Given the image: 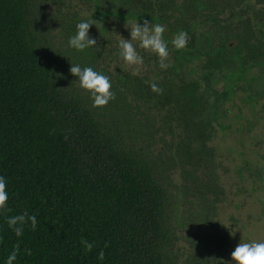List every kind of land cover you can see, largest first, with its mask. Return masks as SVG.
<instances>
[{
    "label": "trees",
    "instance_id": "trees-1",
    "mask_svg": "<svg viewBox=\"0 0 264 264\" xmlns=\"http://www.w3.org/2000/svg\"><path fill=\"white\" fill-rule=\"evenodd\" d=\"M139 2L103 0L104 12L126 9L141 17ZM33 9V0H0V175L8 180L9 215L26 210L38 222L36 231L25 226L18 238L0 215V264L16 243L21 251L14 264H173L170 197L156 160L127 143L119 118L102 119L98 108L66 88L57 58L37 33ZM168 26L172 34L188 33L187 24ZM72 52L93 68L91 48ZM119 83L123 89L112 85L116 110L122 104L125 114L127 96L167 109L185 134L174 146L180 162L208 156L212 106L196 83L173 71L159 81L127 75ZM81 237L95 243L91 252ZM225 237L204 243L188 264H225Z\"/></svg>",
    "mask_w": 264,
    "mask_h": 264
},
{
    "label": "rangeland",
    "instance_id": "rangeland-1",
    "mask_svg": "<svg viewBox=\"0 0 264 264\" xmlns=\"http://www.w3.org/2000/svg\"><path fill=\"white\" fill-rule=\"evenodd\" d=\"M33 4L34 19L40 29L37 33L46 41L47 52L57 58L59 76L69 91L90 105V94L80 87L78 77L70 73L72 64L85 66L83 58L76 57L68 45L69 31L81 21H95L89 29L90 37L97 41L91 48L96 54L94 70L108 76L118 88L123 89L119 81L127 75L151 82L163 79L169 71H182L185 75L192 61L193 66L201 69V57L191 59L175 53L170 46V67L161 69L158 57L133 41L144 60L139 74L134 75L133 68L119 54V41L131 40V29L126 23L130 26L136 21H123L121 10L106 14L103 0H33ZM196 28L203 32L201 26ZM174 37L166 26L164 39L168 45ZM201 74L200 70L197 75ZM216 89L224 90L223 84L217 83ZM246 97L240 92L231 94L224 105L209 114V154L203 155L202 162H180L174 146L185 134L178 124L171 122L167 109L156 108L146 100L135 102L127 96L129 108L125 114L123 105L116 110L112 101L96 111L110 122L119 118L122 124L117 126L127 143H133L156 160L170 197L172 241L168 254L173 264H188L204 243L214 245L213 237L222 234L226 235L224 258L228 264H236L231 253L240 242H264V111L261 105L255 110L247 106Z\"/></svg>",
    "mask_w": 264,
    "mask_h": 264
},
{
    "label": "flooded vegetation",
    "instance_id": "flooded-vegetation-1",
    "mask_svg": "<svg viewBox=\"0 0 264 264\" xmlns=\"http://www.w3.org/2000/svg\"><path fill=\"white\" fill-rule=\"evenodd\" d=\"M139 9L141 17L122 9L123 21L189 25L187 47L175 53L201 57L202 74L197 75L200 70L194 61L185 75L175 74L198 85L212 106L210 113L237 92L246 94L247 106L255 110L261 105L264 111V0H140ZM213 58H219L218 66L212 65ZM217 83L224 90H217Z\"/></svg>",
    "mask_w": 264,
    "mask_h": 264
},
{
    "label": "clouds",
    "instance_id": "clouds-1",
    "mask_svg": "<svg viewBox=\"0 0 264 264\" xmlns=\"http://www.w3.org/2000/svg\"><path fill=\"white\" fill-rule=\"evenodd\" d=\"M95 21H81L76 25V32L68 40L70 48L76 51L83 52L86 49L92 48L97 44L95 38L90 37L89 29ZM126 27H130L131 40L120 38L119 48L120 56L125 63L133 68V74L138 75L141 67L144 65L143 57L137 52L133 41L139 42V47L146 51L155 54L159 60L161 69L170 67L169 60V46L164 39L166 26L155 23L145 19L143 24L137 22L130 26L126 23ZM188 33L185 31L178 32L171 40L173 48L177 51L183 50L187 47ZM70 73L78 77L80 87L90 94L93 108H104L110 101L115 100L116 94L112 90V83L108 76L93 70L91 67L81 68L80 65H73L70 68ZM151 90L157 95L163 94V89L156 83L150 85ZM12 209L9 207V192L8 180L5 176L0 175V215L5 217L8 228H10L16 237H21L24 234L25 226L30 227L32 231L37 229L36 215H29L25 210L21 214L9 215ZM234 235V233H232ZM81 245L85 252H91L95 247L94 242H89L86 238L81 237ZM109 244H105V248ZM20 243L13 246V250L7 256L5 264H14L20 255ZM24 253L32 255L31 250L24 249ZM232 260L236 264H264V242H240L235 250L231 253ZM99 260L105 259V253L101 250L98 253ZM226 264V262H225Z\"/></svg>",
    "mask_w": 264,
    "mask_h": 264
}]
</instances>
